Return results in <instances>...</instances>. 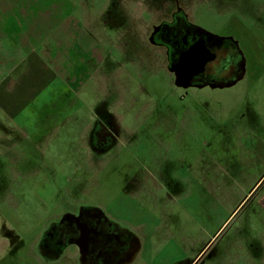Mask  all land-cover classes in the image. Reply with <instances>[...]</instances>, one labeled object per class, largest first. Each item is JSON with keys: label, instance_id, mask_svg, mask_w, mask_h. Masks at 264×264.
<instances>
[{"label": "rangeland", "instance_id": "obj_1", "mask_svg": "<svg viewBox=\"0 0 264 264\" xmlns=\"http://www.w3.org/2000/svg\"><path fill=\"white\" fill-rule=\"evenodd\" d=\"M177 4L198 27L236 38L243 78L175 84L149 36ZM4 50L28 60L2 67L0 93L22 112L0 111V264H85L74 245L52 255L41 245L83 207L137 235L132 264H189V243L200 248L227 216L210 195L214 166L241 156L238 141L264 139V0H0ZM101 122L113 132L102 142ZM251 206L211 240L206 264H229L237 226L255 257L237 264H264Z\"/></svg>", "mask_w": 264, "mask_h": 264}, {"label": "flooded vegetation", "instance_id": "obj_2", "mask_svg": "<svg viewBox=\"0 0 264 264\" xmlns=\"http://www.w3.org/2000/svg\"><path fill=\"white\" fill-rule=\"evenodd\" d=\"M149 40L155 46L166 49L169 64L177 62L180 55L199 40L205 41L216 57L206 64L203 72L193 78V86H227L245 74L246 59L236 38L231 35L219 38L210 35L208 31L193 24L187 11L179 4L172 12L171 20L153 26ZM96 134L102 142L113 132L105 122H101ZM41 245L44 253L50 255L59 254L69 245H74L85 264H132L141 248L135 233L122 228L100 210L90 207L65 213L60 221L51 225ZM209 249L205 248L206 251L201 252L204 254H200L190 264H206L204 256Z\"/></svg>", "mask_w": 264, "mask_h": 264}, {"label": "crops", "instance_id": "obj_3", "mask_svg": "<svg viewBox=\"0 0 264 264\" xmlns=\"http://www.w3.org/2000/svg\"><path fill=\"white\" fill-rule=\"evenodd\" d=\"M17 50L18 49H15V51ZM13 54L14 53L10 52L6 53L5 50L0 54V83L6 82V79L8 78L6 76V70L2 69V67H5L8 63H11L12 67H17L21 65L22 62L28 60L27 58L15 60ZM10 105L11 104L7 101L4 95L0 93L1 112L11 117L18 116L22 112L20 109L13 108ZM3 124V126H5L4 120ZM11 129L15 128L11 127ZM47 137L48 136H46V138ZM82 137L84 138L83 134ZM5 138L4 134L0 135L1 141L5 140ZM236 146L241 148V156L238 158H227L224 161L225 163L223 162L224 165H221L218 168L217 165L214 166V169H212L217 170L214 172L216 174H212L213 176L209 179L211 198L220 205L222 204L220 207L225 210L227 216L225 215V219L218 222L212 234L210 233L203 238L202 246H200V248L197 244H194L195 247L193 248L192 242L189 243V250L193 253L190 263L196 260L201 252L207 248L211 240L225 226L230 218L234 215V217H236L242 209L247 208L249 205H252L250 208V223L254 226H261L262 223L264 224L261 220L262 210H264V139L246 142L238 141ZM239 233V226H237V229H235L233 233L235 241L228 243L225 247L227 251L232 253V260L228 262L229 264H237L242 258L245 259L247 256L251 259L253 256V249L249 247L246 248L245 241H238ZM255 233L256 229H253L250 237V241L252 242L254 241L253 239H255ZM176 249V252H178L180 256L179 258H181L186 252V248L184 249L177 246ZM74 254L79 255L77 247ZM173 259V262H175L176 258L174 257Z\"/></svg>", "mask_w": 264, "mask_h": 264}, {"label": "water", "instance_id": "obj_4", "mask_svg": "<svg viewBox=\"0 0 264 264\" xmlns=\"http://www.w3.org/2000/svg\"><path fill=\"white\" fill-rule=\"evenodd\" d=\"M215 57L216 54L206 46L205 41L199 40L185 50L177 62L170 63L168 68L174 73V82L178 87L189 88L194 85L193 78L203 72L206 64Z\"/></svg>", "mask_w": 264, "mask_h": 264}, {"label": "trees", "instance_id": "obj_5", "mask_svg": "<svg viewBox=\"0 0 264 264\" xmlns=\"http://www.w3.org/2000/svg\"><path fill=\"white\" fill-rule=\"evenodd\" d=\"M210 35H213V36H216L217 38H219V36L218 35H214V34H211V33H209Z\"/></svg>", "mask_w": 264, "mask_h": 264}]
</instances>
